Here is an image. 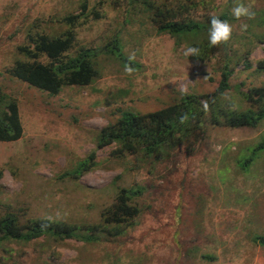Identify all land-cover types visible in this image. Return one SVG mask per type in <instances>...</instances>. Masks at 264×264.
Listing matches in <instances>:
<instances>
[{
  "label": "rangeland",
  "instance_id": "obj_1",
  "mask_svg": "<svg viewBox=\"0 0 264 264\" xmlns=\"http://www.w3.org/2000/svg\"><path fill=\"white\" fill-rule=\"evenodd\" d=\"M85 1L101 17L72 26L76 40L66 55L82 46L106 49L117 37L123 55L135 57L134 70L126 72L124 61L103 50L91 84L64 85L57 94L11 75L17 60H34L18 49L30 43L28 33L62 35L71 28L63 17ZM148 1L170 8L176 21L228 11L231 39L205 60L186 57L184 49L200 37L176 42L153 20ZM237 2L254 15L236 19ZM261 17L264 0H0V94L16 99L23 125L18 140H0V215L15 213L19 223L63 221L79 235L0 239V264H264V245L256 240L264 236V149L256 150L264 117L253 127H232L211 124L206 113L202 138L189 151L163 144L149 154L139 145L120 154L119 141L99 145L101 130L124 110L151 112L184 93L212 99L227 56L231 87L218 101L258 110L263 100L250 102L244 93L264 85L257 68L264 59ZM37 60L49 62L43 53ZM87 158V168L70 174ZM123 187L143 188L130 200L138 212L106 222Z\"/></svg>",
  "mask_w": 264,
  "mask_h": 264
},
{
  "label": "trees",
  "instance_id": "obj_2",
  "mask_svg": "<svg viewBox=\"0 0 264 264\" xmlns=\"http://www.w3.org/2000/svg\"><path fill=\"white\" fill-rule=\"evenodd\" d=\"M149 2V1H148ZM81 11L75 14H68L63 17V21L71 25L62 35L50 36L46 33H28L30 43L19 45V51L25 53L32 61L17 60L13 67L9 69L11 75L35 86L50 94H57L64 85H88L98 75L95 67L96 57L99 51L114 53L125 63L136 65L134 61L129 62L123 55L120 42L117 37L105 46L106 49L100 50L87 46H82L75 55H66L72 48L76 40L74 26L81 20L89 17L95 19L101 17L97 9L90 10L88 2L81 4ZM150 8H155L152 15L153 20L159 25V28L168 31L175 37L176 42L181 39H195L193 46L199 48L198 59L205 60L206 52L213 46H210L205 35L210 27V17L203 21L196 20H170L173 13L170 8L155 6L149 2ZM221 19L228 20L229 12L223 11L220 15H215ZM261 19L264 20L263 17ZM73 26V27H72ZM43 53L49 58V62L37 60ZM257 68L264 70V59L258 61ZM233 72V66L227 56L225 65L221 71V79L215 91L212 93V99H205L208 94L184 93L179 101L168 104L160 109L137 113L131 110H124L121 117L113 124L103 128L100 132L99 145L111 141H119L120 147L117 151H136L139 145L151 154L155 153L157 147L167 144L170 147L183 145L188 151L201 140L205 130V121L203 119L208 113L211 124H227L232 127L256 126L264 117V85L252 87L244 93L248 101H262L258 110L251 108L238 110L230 106H223L219 101V96L230 89V77ZM257 101V100H256ZM0 140L13 141L18 140L23 134V125L20 116L19 105L13 97L0 94ZM207 105V107H205ZM187 119H182L183 117ZM207 123V122H206ZM264 149V139L258 143L256 150ZM193 150V149H192ZM115 151V152H117ZM90 164V158L84 159L73 171V175H79L83 169ZM143 191L142 187L120 189L117 194L118 206L113 213L114 217L106 218V222L120 223L127 216L137 214V206L130 204V200L139 196ZM76 225H71L63 221H53L49 218H30L25 223H19V218L15 213L9 211L5 215H0V239H9L11 236L31 240L45 234L60 235L63 237H77ZM90 239L91 237L86 236ZM264 245V236L256 239Z\"/></svg>",
  "mask_w": 264,
  "mask_h": 264
},
{
  "label": "clouds",
  "instance_id": "obj_3",
  "mask_svg": "<svg viewBox=\"0 0 264 264\" xmlns=\"http://www.w3.org/2000/svg\"><path fill=\"white\" fill-rule=\"evenodd\" d=\"M232 15L239 19L242 16H247L251 18L254 15L248 7H246L243 3L237 2L236 6L232 9ZM210 27L208 28V43L210 46H218L221 43H227L232 36V25L224 19H221L217 16H211L209 20ZM242 27L246 28V25H242ZM183 55L186 57L196 56L199 57V48L196 46H188L184 49ZM135 59L134 56L130 55L128 57V61L131 62ZM133 67L130 63L125 64V71L131 73L133 71ZM207 107V105H205ZM182 119H187V117H183Z\"/></svg>",
  "mask_w": 264,
  "mask_h": 264
}]
</instances>
